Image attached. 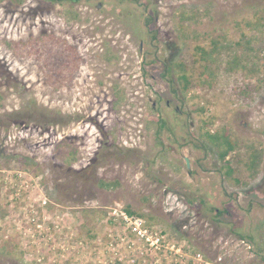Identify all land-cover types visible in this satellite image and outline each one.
<instances>
[{"label":"rangeland","instance_id":"rangeland-1","mask_svg":"<svg viewBox=\"0 0 264 264\" xmlns=\"http://www.w3.org/2000/svg\"><path fill=\"white\" fill-rule=\"evenodd\" d=\"M145 2L155 41L130 2L0 0V264H112L92 235L124 208L206 256L264 264V0ZM210 37L220 53L198 58ZM224 129L230 177L204 136Z\"/></svg>","mask_w":264,"mask_h":264},{"label":"built area","instance_id":"built-area-1","mask_svg":"<svg viewBox=\"0 0 264 264\" xmlns=\"http://www.w3.org/2000/svg\"><path fill=\"white\" fill-rule=\"evenodd\" d=\"M109 222L113 226L95 238L112 264H226L224 256H206L188 241L173 240L165 229L124 210L114 211Z\"/></svg>","mask_w":264,"mask_h":264},{"label":"trees","instance_id":"trees-1","mask_svg":"<svg viewBox=\"0 0 264 264\" xmlns=\"http://www.w3.org/2000/svg\"><path fill=\"white\" fill-rule=\"evenodd\" d=\"M45 1H49L53 4H58V3H63V2H78L79 0H45ZM122 2H130L134 5H138L141 6V10L143 12H145V26L147 27V31H148V35L150 36L151 40H154L158 37L157 35V31L155 28H153L152 23L154 22V16L151 13V11H149V6H147V3L145 2V0H120ZM184 23L180 20V27L181 29L184 30L185 27H183ZM223 45L220 43V40L218 38H214V37H210V47L203 45V44H195V55L198 56V58H202L204 60L207 59V57H211L212 60H214V58H216V56L220 53L221 49H222ZM147 54L149 55H153L151 59H148V64L152 65V64H158L160 62V57L157 55L155 49L152 51L151 49H148ZM237 65H243L241 61H237ZM176 66L178 68H182V72L179 75V82H180V88H181V92L184 96H186L188 90L191 87L197 86L196 83L193 82V77L192 75L187 72L186 70V66H184V64L178 63L176 64ZM145 66L143 65V68ZM256 69V68H253ZM257 70V69H256ZM260 87V86H259ZM194 109L195 111L203 114L207 111V108L203 105H194ZM160 115V113H158ZM215 115H212L208 118H203L202 119V127L201 129H203L205 126H209L212 121L214 120ZM153 121V120H152ZM156 122L159 123V125L163 126L164 121L161 118L155 119ZM205 138H207V141L209 143H211L213 146L216 147V150L218 152V157L219 160L223 161L224 163L222 164V168L226 169L224 170L225 175H227L228 177L232 176L235 168L231 165L230 161L226 160L227 155L231 152L236 150L239 147V143L238 140L234 139L232 137V135L229 133V131L227 130H223L222 132L216 131L214 133H209L208 131H205L204 133ZM7 166V165H6ZM237 180V179H236ZM238 181V180H237ZM103 187H111L114 185L113 182H107V183H102L101 184ZM48 206V205H47ZM124 211H126L128 214H134L137 216H140L142 218H144L147 221V217L142 214L141 212H137L134 211L130 208H124ZM94 211V210H92ZM83 212V211H82ZM96 212V210H95ZM223 212L222 210H219V215H221ZM218 215V216H219ZM150 220L152 218L148 217ZM219 221V219H217ZM91 235V234H90ZM93 238L96 237V234L93 233Z\"/></svg>","mask_w":264,"mask_h":264},{"label":"water","instance_id":"water-1","mask_svg":"<svg viewBox=\"0 0 264 264\" xmlns=\"http://www.w3.org/2000/svg\"><path fill=\"white\" fill-rule=\"evenodd\" d=\"M100 6H101V2L98 3L97 7L99 8ZM186 164H187V166L189 164L187 159H186Z\"/></svg>","mask_w":264,"mask_h":264},{"label":"flooded vegetation","instance_id":"flooded-vegetation-1","mask_svg":"<svg viewBox=\"0 0 264 264\" xmlns=\"http://www.w3.org/2000/svg\"><path fill=\"white\" fill-rule=\"evenodd\" d=\"M188 166H189V164H188ZM219 214V213H218Z\"/></svg>","mask_w":264,"mask_h":264}]
</instances>
